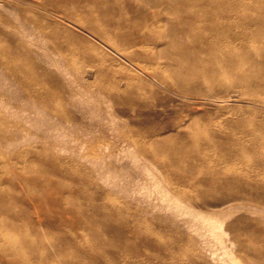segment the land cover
I'll list each match as a JSON object with an SVG mask.
<instances>
[{
	"label": "rangeland",
	"instance_id": "374dc122",
	"mask_svg": "<svg viewBox=\"0 0 264 264\" xmlns=\"http://www.w3.org/2000/svg\"><path fill=\"white\" fill-rule=\"evenodd\" d=\"M82 1L58 19L0 0V48L18 50L0 65V245L16 248L0 264H264V0H218L238 7L235 67L143 0ZM96 5L126 21L116 48ZM71 64L88 72L74 95Z\"/></svg>",
	"mask_w": 264,
	"mask_h": 264
},
{
	"label": "bare ground",
	"instance_id": "6f19581e",
	"mask_svg": "<svg viewBox=\"0 0 264 264\" xmlns=\"http://www.w3.org/2000/svg\"><path fill=\"white\" fill-rule=\"evenodd\" d=\"M44 1L45 2L41 4L44 15L58 19H65V16H76L79 11L78 8L82 7L81 10L83 12L90 8L87 2L82 0H80L79 3L69 4H65L61 2V0ZM138 8L144 10L146 14L145 20L152 21L153 23L162 22L164 25L170 27L169 36H180L185 38L190 36L195 37L193 40L195 39L196 42L198 41L201 46L209 48L212 53H218V57L221 59L222 63L231 67H235L238 64L239 61L234 58V55L238 54V49L234 48V42L240 40V35L237 32L232 33L227 26L230 13L233 10L235 11L238 8L237 6L230 5L229 7L227 4L220 3L218 0H143L138 5ZM92 10L102 17L100 23H92L90 25L92 32L102 39L100 41L106 45L105 47L116 48L117 41L115 40L116 38L113 39L111 36V33H113L112 30H114V28L127 27L126 21L123 19L117 22L111 21L108 18L110 11L104 6L96 5ZM167 16H172V18L166 19ZM42 29L44 33L47 32L45 30L46 28ZM6 31L8 30L6 29ZM167 31L168 30L165 32L163 31V35H166ZM114 37H116L115 34ZM180 41L182 42V40ZM183 41L186 40L183 39ZM236 44H240V42L237 41ZM34 50L38 52V48H35ZM17 52L18 50L13 47L0 48V65L4 64L7 59L11 60ZM30 52H32V50H30ZM21 54L25 55L26 51L21 49ZM20 70L21 69H19V72H21ZM68 72L70 76L75 79V84L64 81L65 89L68 93L74 95L78 88H87L89 86L87 82V69L71 64L68 66ZM130 137L133 136L130 135ZM8 178H15L18 180L20 179V176L14 173V171H11ZM0 248L16 252L14 246L0 245ZM244 260L247 264H257L255 263L253 256L247 255Z\"/></svg>",
	"mask_w": 264,
	"mask_h": 264
}]
</instances>
